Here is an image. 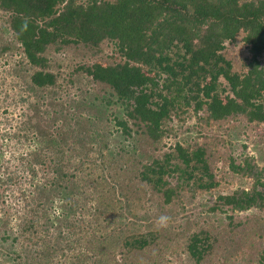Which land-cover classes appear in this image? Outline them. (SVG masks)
<instances>
[{"label": "trees", "instance_id": "16d2710c", "mask_svg": "<svg viewBox=\"0 0 264 264\" xmlns=\"http://www.w3.org/2000/svg\"><path fill=\"white\" fill-rule=\"evenodd\" d=\"M263 54L264 0H0V264H264L263 218L235 214L264 209L260 172L217 195L226 224L151 215L220 186L221 161L253 173L227 131H264Z\"/></svg>", "mask_w": 264, "mask_h": 264}, {"label": "rangeland", "instance_id": "374dc122", "mask_svg": "<svg viewBox=\"0 0 264 264\" xmlns=\"http://www.w3.org/2000/svg\"><path fill=\"white\" fill-rule=\"evenodd\" d=\"M227 53L231 57L234 62L235 70L241 69V64L243 61V57L249 53L248 48L241 39H239L238 43H230L227 45ZM263 62H264V54H263ZM4 67V66H3ZM0 76H3V73H0ZM224 86L229 89V85L224 78H221ZM7 87L10 89L11 86L16 84L14 82L13 77L6 78ZM19 89L11 90V95H17ZM21 106V104L19 105ZM10 113L16 112L17 114L20 113V109L16 108V106L12 105L9 107ZM12 116V115H10ZM21 115L19 114V117ZM0 135L3 133L2 130H6L7 124L5 122L7 115L0 114ZM18 117V118H19ZM195 124V119L188 120L186 123L176 122L174 124L176 130L178 131L179 137L187 138L189 140L195 139L199 137V132L197 129H193L192 131L189 127H193ZM2 129V130H1ZM212 131L216 130V127L213 128H206L205 131ZM220 133L224 132V130H220ZM227 134L231 135V139L233 142V155L238 158V162L244 160L245 157H251L252 162L254 164L253 173H243V172H233L229 171L228 163H224L221 161L218 167V173L222 174V178H220V186L217 188L207 191V192H195L193 189H188L184 191V199L182 202H175V204L169 205L165 209L158 210L154 208L151 212L152 216H169L170 214L173 215L174 219L173 222L175 224L181 225L185 224V222L190 218H193L195 222L198 220L199 223L204 222H222L226 224L228 222V218L226 217L228 213L231 212H223V211H216L211 212L209 208L214 204L215 200L217 199V195L220 193H233L235 191H240L241 189H250L252 188L255 182V175L257 172L261 173V181H264V131L257 130L255 128H245L244 124H236L235 127L229 129ZM122 137L120 136V132H116L111 137V144L112 146H119L120 141H122ZM174 135L170 139L169 142L174 141ZM1 141V139H0ZM10 146L15 147L17 151H22V143L16 142L15 140L9 141ZM127 144V141H124ZM224 148V147H223ZM15 164H18V161L15 160ZM29 177V176H28ZM22 181H25V177L23 176ZM195 195V197H192ZM21 198L18 196L16 199L13 200L15 203V208H21ZM162 213V215L160 214ZM235 214L240 215L241 217L249 216V215H257L263 218L264 220V209L260 207H253L249 210L235 212ZM14 222H16V218L14 217ZM168 219L167 217L163 218ZM260 247L264 246L263 240L258 242ZM178 252L171 254L169 259V264H194V260L191 259L188 252L181 250L179 248ZM68 264V263H67ZM229 264H250L245 257L240 256L239 258L232 260Z\"/></svg>", "mask_w": 264, "mask_h": 264}]
</instances>
